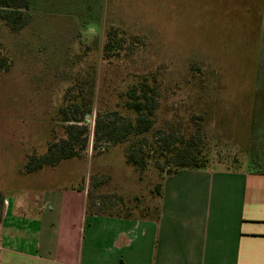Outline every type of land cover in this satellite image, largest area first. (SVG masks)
I'll list each match as a JSON object with an SVG mask.
<instances>
[{"label": "rangeland", "instance_id": "374dc122", "mask_svg": "<svg viewBox=\"0 0 264 264\" xmlns=\"http://www.w3.org/2000/svg\"><path fill=\"white\" fill-rule=\"evenodd\" d=\"M32 14L20 33L0 22L3 193L37 185L35 176L51 187L81 186L92 202L123 216L154 209L151 191L171 168L151 158L140 174L126 163L127 145L95 136L100 115L129 116L118 107L120 93L152 75L164 91L157 128L186 131L201 116L213 168L264 170V0H34ZM112 28L125 33L126 51L106 59ZM73 86L92 106L86 152L21 175L28 155L45 153L54 133L63 137L58 111Z\"/></svg>", "mask_w": 264, "mask_h": 264}, {"label": "crops", "instance_id": "0c3cea01", "mask_svg": "<svg viewBox=\"0 0 264 264\" xmlns=\"http://www.w3.org/2000/svg\"><path fill=\"white\" fill-rule=\"evenodd\" d=\"M33 178L4 193L0 264H264L258 171L180 170L157 221L88 215L84 191Z\"/></svg>", "mask_w": 264, "mask_h": 264}, {"label": "trees", "instance_id": "16d2710c", "mask_svg": "<svg viewBox=\"0 0 264 264\" xmlns=\"http://www.w3.org/2000/svg\"><path fill=\"white\" fill-rule=\"evenodd\" d=\"M34 0H0V22L12 33H20L32 22V6ZM90 8V7H88ZM126 51V35L117 28L107 32L104 45V56L117 57ZM7 66L0 61V69ZM163 87L156 75L139 79L135 84L120 93L119 108L124 109L129 116L114 112L111 116L100 115L95 122L97 142L105 141L114 146L127 145L126 163L136 172L143 173L151 158H155L170 167V171L151 191L153 199H158V205L152 209L141 211L143 220L157 221L160 218V201L163 197L164 181L175 176L180 170H208L213 168L214 158L207 147V139L203 134L200 123L203 117L194 115L189 130L174 124H164L157 128V115L162 107ZM91 103L87 101L84 89L73 86L67 91L62 106L58 111V121L62 124L63 137L57 138L54 133L53 141L48 144L43 154L34 152L27 156L20 174L23 176L36 175L46 170L55 169L64 162L82 158L89 144V127L85 124L91 111ZM182 128V129H181ZM206 140V141H205ZM150 148L147 152L146 147ZM150 153L153 155L150 156ZM212 158V159H211ZM219 161L218 164H223ZM226 170L238 171L230 168ZM264 174L263 171H258ZM83 192L81 186L71 187ZM91 194L87 198L88 215H107L126 219L134 218L131 214L123 216L119 212L109 211L108 205H97L92 202ZM5 196L0 190V223L4 213ZM106 211H104V209ZM126 208V211H130ZM146 211V213H145Z\"/></svg>", "mask_w": 264, "mask_h": 264}]
</instances>
